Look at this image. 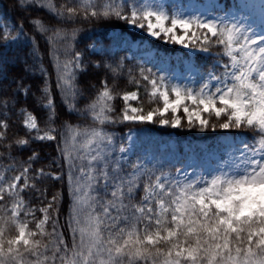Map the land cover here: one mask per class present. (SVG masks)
<instances>
[{
  "label": "snow or ice",
  "instance_id": "obj_1",
  "mask_svg": "<svg viewBox=\"0 0 264 264\" xmlns=\"http://www.w3.org/2000/svg\"><path fill=\"white\" fill-rule=\"evenodd\" d=\"M237 7L0 4V264H264V4L259 18ZM101 22L180 45L184 73L129 65L123 33L104 46L80 27ZM141 88L162 107L145 112ZM149 124L236 131L181 154Z\"/></svg>",
  "mask_w": 264,
  "mask_h": 264
},
{
  "label": "trees",
  "instance_id": "obj_2",
  "mask_svg": "<svg viewBox=\"0 0 264 264\" xmlns=\"http://www.w3.org/2000/svg\"><path fill=\"white\" fill-rule=\"evenodd\" d=\"M186 1V0H185ZM62 2V0H61ZM0 4H3L7 8L12 7V0H0ZM236 9H239L237 7ZM15 16V13H13V17ZM112 24H115L117 22H111ZM80 27L83 28L84 32H87L92 29H99L98 31L93 32V38L101 42L104 46H108L110 44H116V41L120 39V34L123 33L124 39L122 41L124 42L123 45H121V42L119 45L115 48V51L117 55L121 58L128 57L129 60L126 61L129 65L136 64L137 62L142 63L145 65V67L152 68L153 71H158V69H163L165 74L172 73V70L174 67L179 68L182 72H184L185 68L183 65V52L177 53L175 49L168 48L166 45L155 43L154 41H151L149 43L148 48L142 49V51L152 50V53L150 57L144 58L137 55L136 51H131L130 49V42L136 40L139 35H137L134 31H131L130 29H126L124 27H119L116 29L118 32L117 34H112L109 31V28L111 27V24L108 22H101L100 24H85L81 25ZM31 35V33H30ZM83 35V32L81 33ZM90 42V41H86ZM42 43V42H41ZM43 46V44H42ZM83 47V45H81ZM20 53L18 50L15 49H9L6 53L3 54L4 60H9L12 57L18 56ZM154 65L156 67H154ZM6 72L9 75H16V74H22L24 70V65L21 62L16 63H8L6 66ZM53 83L55 82V75L53 73ZM87 80L82 78L79 81V86L81 89L86 87ZM117 85L120 89L123 90H131L132 86H130L127 83V79H123L120 81H117ZM139 96L141 97L140 104L145 110L153 109L159 105H161V100H159L156 97H153L149 99V97L145 94L144 89L141 88L139 92ZM116 105L121 102L120 100L113 101ZM137 102H133V105H136ZM13 119L16 121L15 127H22V121L23 117H13ZM73 124H76V121H72ZM150 126V125H149ZM149 128L151 131L149 133V137L153 141H160L161 144H167L168 141H172L175 145L176 151L178 153H181L183 150V146H189L191 148H194L196 152H200V148L198 147L199 144L202 142H206L207 147H216L217 145V136H219L217 133H209L208 132H201L198 129H187V128H181L180 131L177 130H159L155 126H150ZM14 130V129H13ZM116 132H121L125 129H122L120 127L114 128ZM47 152L51 153L53 156L56 155V153L52 149H48ZM56 189H51V191H55Z\"/></svg>",
  "mask_w": 264,
  "mask_h": 264
},
{
  "label": "rangeland",
  "instance_id": "obj_3",
  "mask_svg": "<svg viewBox=\"0 0 264 264\" xmlns=\"http://www.w3.org/2000/svg\"><path fill=\"white\" fill-rule=\"evenodd\" d=\"M185 2L186 3L195 4V5H209V4L213 3L214 0H186ZM221 2L224 3V4H227V5L235 4L237 6H242V7H239L240 10L239 9H235L236 12H237V15L244 14V15H247V16H250V17H253V18H259L260 14L262 12L261 5L264 4V0H221ZM130 30L134 31L137 35H139V37L136 40L130 42V49H131L132 52L136 51L137 55L140 56V57H144V58L150 57V55L152 53V50L142 51V49L148 48L149 40L154 41L155 43L166 45V47H168V48L175 49V51L177 53H181V52L184 53L185 51H187L186 49H182L180 45H175V44H171V43H165L163 40H153L152 38H146V34L142 33L141 30H138V29H135V30L134 29H130ZM117 33L118 32L116 31L115 34H117ZM123 44H124V41L121 42V45H123ZM183 65H184V68H185V63H183ZM172 73H174L175 75L179 76V75L183 74L184 72H182L179 68L174 67V69L172 70ZM133 102H135V101H133ZM133 102H131V103H133ZM122 104H123V102L121 101L116 106L117 107H121ZM159 107H162V101H161V105H159V106H157L155 108H159ZM147 111L148 110H145V112H147ZM178 114L183 116L182 110ZM167 115H168V118H171V113L170 112ZM149 125L150 126H155L159 130L168 129V130L180 131V129H181V128L173 129V128L168 127V126H163L162 127V126L155 125V124H149ZM149 125H147V127L151 128ZM112 131L115 132V134L117 136H119L121 134V132H116L114 129H112ZM123 131H127V129H125ZM228 131H233L234 132L236 130H221V129H217L216 132H213V131L209 130V133H217L220 136V135H223L224 133H226ZM158 143L161 144L160 141H158ZM162 144H164V143H162ZM167 144L174 145L171 140L168 141ZM200 146H206V142H202L201 144L198 145L199 148H200ZM184 150H185V144L183 146V150L181 151V154L184 153ZM189 154H191V153H189Z\"/></svg>",
  "mask_w": 264,
  "mask_h": 264
}]
</instances>
